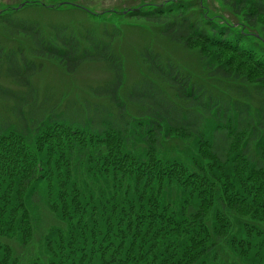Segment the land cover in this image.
Wrapping results in <instances>:
<instances>
[{
    "label": "trees",
    "instance_id": "1",
    "mask_svg": "<svg viewBox=\"0 0 264 264\" xmlns=\"http://www.w3.org/2000/svg\"><path fill=\"white\" fill-rule=\"evenodd\" d=\"M124 1L108 13L194 51L205 80L148 44L125 85L118 23L76 33L0 13L32 44L0 45L25 90L0 108V264H264V0ZM49 6L22 9L63 5ZM50 60L110 77L92 100L41 101L30 80Z\"/></svg>",
    "mask_w": 264,
    "mask_h": 264
},
{
    "label": "rangeland",
    "instance_id": "2",
    "mask_svg": "<svg viewBox=\"0 0 264 264\" xmlns=\"http://www.w3.org/2000/svg\"><path fill=\"white\" fill-rule=\"evenodd\" d=\"M39 2L43 5L60 6L59 10L42 8H24L25 3ZM132 2L124 0H0V13L8 11L10 18H22L23 20H32L44 28L49 29L55 26L66 27L74 32H86L93 30L96 34H101L105 26L110 31L111 24L118 23L121 29L118 40L114 43V49L120 54L125 71V85H128L139 74H144L145 68L141 62L139 52L144 45H151L158 50L163 57H168L176 63L179 68L187 71L193 77L199 76V80L204 81L203 65L200 64L198 55L194 51L185 50L175 45H170L158 38L153 31L146 28L142 23L132 24L125 19H116L115 14L108 12H117L123 8L129 7ZM49 6L48 8H53ZM71 6L80 7L81 10H73ZM21 9L18 13L11 14L10 10ZM86 11V12H85ZM101 15L106 21L103 25L101 18H95L93 15ZM48 33V32H47ZM0 45L5 48L6 53L10 50H16L19 47L25 49L32 46L28 39H17L8 36L6 29L0 26ZM6 59L0 64V85L5 89L1 92L2 98L9 101L3 102L0 99V108L12 106L14 97L19 93H25L13 85L6 75L8 68ZM101 64H85L71 75L66 74L62 66L57 61H44L42 69L33 79L30 80L37 97L43 100L47 98L54 100L58 98L72 99L76 103H81L83 98L92 100L91 94L94 89L100 88L106 84V79L110 77L109 72ZM51 97V98H50ZM40 101V103H41ZM52 224L51 218L45 213L42 217V225Z\"/></svg>",
    "mask_w": 264,
    "mask_h": 264
}]
</instances>
